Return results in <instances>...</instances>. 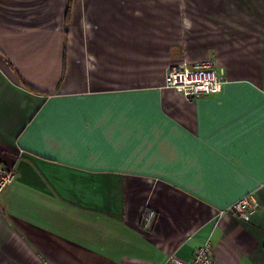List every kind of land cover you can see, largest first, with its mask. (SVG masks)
I'll use <instances>...</instances> for the list:
<instances>
[{"label": "crops", "instance_id": "0c3cea01", "mask_svg": "<svg viewBox=\"0 0 264 264\" xmlns=\"http://www.w3.org/2000/svg\"><path fill=\"white\" fill-rule=\"evenodd\" d=\"M3 165L0 264H264V0H0Z\"/></svg>", "mask_w": 264, "mask_h": 264}, {"label": "built area", "instance_id": "2783aa9c", "mask_svg": "<svg viewBox=\"0 0 264 264\" xmlns=\"http://www.w3.org/2000/svg\"><path fill=\"white\" fill-rule=\"evenodd\" d=\"M225 81L210 61H196L191 64L181 62L172 66L165 77V86L189 100L219 94ZM14 179L13 168L3 165L0 168V195ZM260 210L259 203L253 193L248 194L219 211L217 218L225 215L245 220ZM164 264H219L213 258V246L208 240L200 244L193 255L186 260L169 258Z\"/></svg>", "mask_w": 264, "mask_h": 264}]
</instances>
